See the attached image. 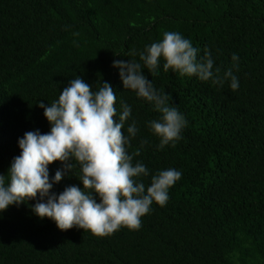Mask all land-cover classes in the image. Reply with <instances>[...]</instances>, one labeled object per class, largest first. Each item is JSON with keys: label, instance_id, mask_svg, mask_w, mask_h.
I'll return each mask as SVG.
<instances>
[{"label": "trees", "instance_id": "obj_1", "mask_svg": "<svg viewBox=\"0 0 264 264\" xmlns=\"http://www.w3.org/2000/svg\"><path fill=\"white\" fill-rule=\"evenodd\" d=\"M164 31L189 39L198 59L206 48L213 68L221 75L232 68L239 87L165 72L162 64L154 76L142 69L187 120L181 139L158 148L147 121L159 113L123 90L111 64L137 60L133 51ZM76 77L91 91L108 82L117 112L121 101L131 107L122 132L136 121L127 146L129 154L139 150L133 163L149 177L174 168L181 178L139 229L106 236L57 229L30 212L35 200L10 205L0 212V264H264V0H0V175L7 178L19 155L17 138L49 130L36 102L50 104ZM58 167L48 165L49 177ZM70 185L81 187L65 174L51 191Z\"/></svg>", "mask_w": 264, "mask_h": 264}, {"label": "clouds", "instance_id": "obj_2", "mask_svg": "<svg viewBox=\"0 0 264 264\" xmlns=\"http://www.w3.org/2000/svg\"><path fill=\"white\" fill-rule=\"evenodd\" d=\"M197 53L198 49L179 32L164 31L159 40L139 52L133 51L137 60L112 61L123 90L134 91L159 113L156 119L147 121L149 131L159 140L158 148L181 139L187 120L170 103L169 95L145 78L142 69L154 76L162 64L165 72L171 69L180 76L211 81L217 87L227 81L232 91L239 87L232 68L221 75L219 68H213L214 61L206 48L199 59ZM231 60L237 61V55L232 54ZM115 101L116 94L108 82L99 83L98 89L91 91L80 77L68 81L50 104L37 101L49 130L27 131L17 138L19 155L12 158L7 178L0 175V212L10 205L35 200L30 212L51 220L57 229L76 227L106 236L122 227L139 229L141 217L153 204L163 207L169 188L182 173L166 168L149 177L143 163H133L139 150L129 154L127 146L138 131L136 121L127 126L125 135L122 129L131 107L121 101L117 112ZM53 161L59 162V167L49 177L48 165ZM65 174L76 177L81 187L70 185L58 194L51 191ZM143 177H149L148 185Z\"/></svg>", "mask_w": 264, "mask_h": 264}]
</instances>
